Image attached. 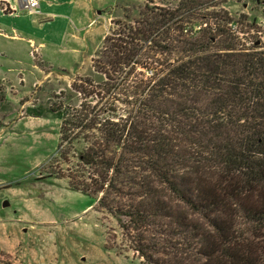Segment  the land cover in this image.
Listing matches in <instances>:
<instances>
[{
  "label": "trees",
  "instance_id": "obj_1",
  "mask_svg": "<svg viewBox=\"0 0 264 264\" xmlns=\"http://www.w3.org/2000/svg\"><path fill=\"white\" fill-rule=\"evenodd\" d=\"M197 3L145 4L141 27L104 36L91 68L106 99L68 116L50 107L60 141L69 137L54 157L66 161L80 137L85 145L75 170L46 176H65L136 230L133 249L148 264H264V49L242 47L229 17L194 16ZM192 17L201 22L187 27ZM143 45L157 58L136 61ZM159 219L181 238L162 257L139 232Z\"/></svg>",
  "mask_w": 264,
  "mask_h": 264
},
{
  "label": "rangeland",
  "instance_id": "obj_2",
  "mask_svg": "<svg viewBox=\"0 0 264 264\" xmlns=\"http://www.w3.org/2000/svg\"><path fill=\"white\" fill-rule=\"evenodd\" d=\"M131 1L106 0L105 6L112 15L98 29V25L93 26L102 32L91 34L96 45L93 55L77 67L57 65V56L39 60L34 47L44 32H31L29 47L25 44L22 48L14 47L1 41L0 264H148L133 249L136 230L121 228L106 209L99 208L92 195L70 188L65 176H46L49 171L64 175L75 170L76 151L85 145L80 137L65 153L66 161L54 157L69 137L60 141V118L50 107L57 108L61 116L65 113L68 116L76 112L81 102L93 105L97 99H106L103 75L91 68V59L104 36L126 32L128 26L141 27L140 12L145 4L175 7L178 0ZM0 8L8 11L2 2ZM192 12L194 16L218 14L225 20L229 17L227 23L220 22L233 29L242 47L253 48L258 42L257 49H264V0H198ZM190 20L187 27L192 22L196 25L201 22L198 17ZM209 23L213 25L212 20ZM152 54L143 45L135 59L141 62L156 59ZM50 69L52 75L44 76V71ZM140 72L136 64L131 75L140 77ZM86 78L93 84L89 86ZM79 87L86 93L79 92ZM66 133H72L70 126ZM158 221L139 228V232L147 251L162 257L160 247L179 244L181 238L171 235L167 219Z\"/></svg>",
  "mask_w": 264,
  "mask_h": 264
},
{
  "label": "crops",
  "instance_id": "obj_3",
  "mask_svg": "<svg viewBox=\"0 0 264 264\" xmlns=\"http://www.w3.org/2000/svg\"><path fill=\"white\" fill-rule=\"evenodd\" d=\"M123 1L129 3L131 0ZM0 2L8 6V11L0 8V46L4 40L14 47L19 45L22 48L24 44L29 47L32 43L29 36H33L31 32H44L39 36L38 44H35L39 60L45 56H57L59 60L56 64L68 67L73 64L77 67L84 59H90L96 46L91 34L99 32L98 27L104 25L112 15L107 11L106 0H38L34 13L18 12L23 10L18 0ZM93 20L94 23L90 25ZM94 25H98L97 29ZM52 72V69L46 70L43 75L51 76Z\"/></svg>",
  "mask_w": 264,
  "mask_h": 264
},
{
  "label": "built area",
  "instance_id": "obj_4",
  "mask_svg": "<svg viewBox=\"0 0 264 264\" xmlns=\"http://www.w3.org/2000/svg\"><path fill=\"white\" fill-rule=\"evenodd\" d=\"M18 2H19L20 9L27 10L29 12L37 11L38 0H18Z\"/></svg>",
  "mask_w": 264,
  "mask_h": 264
}]
</instances>
